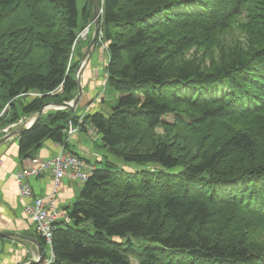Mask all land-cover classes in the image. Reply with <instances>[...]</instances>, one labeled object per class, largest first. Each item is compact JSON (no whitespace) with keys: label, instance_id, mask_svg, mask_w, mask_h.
I'll list each match as a JSON object with an SVG mask.
<instances>
[{"label":"trees","instance_id":"16d2710c","mask_svg":"<svg viewBox=\"0 0 264 264\" xmlns=\"http://www.w3.org/2000/svg\"><path fill=\"white\" fill-rule=\"evenodd\" d=\"M100 3L119 101L81 129L96 127L127 165L163 169L96 167L53 232L52 264H264V0ZM83 16L77 0H0V131L75 98L71 47L93 0ZM78 117L45 112L19 135V158L34 161L47 139L67 144Z\"/></svg>","mask_w":264,"mask_h":264},{"label":"crops","instance_id":"0c3cea01","mask_svg":"<svg viewBox=\"0 0 264 264\" xmlns=\"http://www.w3.org/2000/svg\"><path fill=\"white\" fill-rule=\"evenodd\" d=\"M94 29L95 27L93 25L90 29V36L94 34ZM99 54V59L90 62L92 59L91 57L84 67L85 69L82 70L83 86L87 87V85L90 84L93 86V92H88L87 94L89 102L86 104L89 109L94 108L97 101L95 97H98L100 87L106 83L107 78L109 56L104 53ZM102 70L105 71L104 75L102 74ZM93 94L94 97L92 96ZM102 101L105 100L103 99ZM32 117H34V115L24 117L25 120L23 119V121H30ZM95 128L96 127L88 123L85 129L78 131L70 138L67 137V144L65 145L47 139L34 161H22L19 158V136L0 144V154L4 158V164L0 166V230L13 231L23 235V237L0 236V264H24L26 262L36 261L39 258V247L35 242L30 240V238L39 239V237H37L38 234L34 229L32 220L26 215L24 210L25 202L31 201L32 199H24L20 194L18 182L16 180V173L18 171L34 165L36 159H45L56 155L63 146L66 150L89 160L95 168L102 167L99 164H104L106 161H111L124 168L130 167L129 165H125V162L120 158L113 161V158H111L113 157V155H111L113 153L102 143L101 135L98 130L97 133L99 137L94 134ZM97 154L102 156V158ZM29 184L35 196H47L53 188L52 173L46 172L40 177L32 178ZM81 188L82 185L76 183L72 178L66 177L62 184L61 192L57 196L56 204L59 210L63 213H67L66 209L72 206L77 200ZM61 225L63 224L61 223ZM43 247L45 248V244H43Z\"/></svg>","mask_w":264,"mask_h":264},{"label":"built area","instance_id":"2783aa9c","mask_svg":"<svg viewBox=\"0 0 264 264\" xmlns=\"http://www.w3.org/2000/svg\"><path fill=\"white\" fill-rule=\"evenodd\" d=\"M104 0H102L103 2ZM88 31H90V25H88L83 31H81L72 47H71V58L75 54L78 45L82 39H86L88 36ZM86 32V35L84 33ZM99 37L102 40L103 38V30L100 29ZM107 80V78H106ZM63 88V87H62ZM23 95L27 98H34L40 96L41 94L35 93L33 91L23 93ZM7 107L5 108V110ZM84 121V115L78 117V122L74 119H70L67 122V126L65 128V132L68 137H72L78 131L82 130V123ZM18 124H14L8 126L4 130V133H9L12 128H15ZM97 137L99 134L97 133V129L95 128V132ZM100 158L99 154H97ZM4 164V158L0 154V166ZM95 167L94 165L85 158L68 151L64 148H61L60 152L56 155L45 158V159H36L35 164L25 169H22L16 173V180L19 186V192L24 199H32L31 201L25 202V213L32 220L34 229L38 235L43 236L45 240V248H44V259H37L36 263L32 264H52L55 260V254L53 250V242L52 236L54 230L57 228V225L60 222H70V218L67 213H63L57 207V196L61 192V187L66 179V177L72 178L79 185H84L85 182L92 175ZM46 172H51L53 176V188L47 196H35L31 185L29 184L30 179L35 177H40ZM25 264H29L28 262Z\"/></svg>","mask_w":264,"mask_h":264},{"label":"rangeland","instance_id":"374dc122","mask_svg":"<svg viewBox=\"0 0 264 264\" xmlns=\"http://www.w3.org/2000/svg\"><path fill=\"white\" fill-rule=\"evenodd\" d=\"M89 2H90V0H77L79 12H80V23L81 24L84 23L83 9L86 6V4H88ZM93 13H94V7H93ZM88 25H90V29H91V27H93V19L92 18H89L86 25L83 26V28H81L78 31L77 35L81 31H83ZM88 34H89V36H87L86 39H82L80 41V44L78 45L77 50H76L75 54L73 55V58H71V54H70V59H69V64H68V70L69 71H70V67H72V65L80 63L79 61L82 59L86 48L89 46V44H90L89 40H90L91 36H90V33H88ZM241 37H242L241 34L238 31H235L233 34H230L227 36V41L231 42L232 40L239 39ZM104 51H106V52H104ZM99 53H104L105 55L109 56L108 52H107L106 42L104 40V31H103V38L98 43L96 50L93 52L92 59L90 62H92V60L95 61L96 59H99L100 58ZM75 70H77V68ZM102 74L103 75L105 74L104 70H102ZM73 75H76L75 72H73ZM82 89H83V91H82V95H81V101H80L79 105L77 106V109L74 111L75 114H77L79 116H81V115L85 116V115H88L89 113L95 112L97 110H102L103 113H105L107 116H109L112 113L113 108L116 107L118 104V101H119L118 93L113 88H111L110 86H106V83H105L100 87L98 97L97 98L95 97V99L97 101L95 103L94 108L89 109L88 105L86 104L89 102V100L87 99L88 98L87 94H88V92L89 93L93 92V86H92V84H90V85H87V87H85V86L82 87ZM62 93H63V88L61 86L57 90L51 92V95L62 94ZM94 94L92 95L93 97H94ZM103 99L105 101H102ZM7 109H8V106H7ZM51 109H57V108L52 107ZM26 117H28V116H26ZM23 119L20 121H23ZM175 120H176V116L174 114H169L163 118V121L165 123H174ZM9 126H11V125H9ZM7 127H5V128H7ZM5 128L1 129L0 134L4 133L2 130H4ZM162 131H163V128L159 127L158 132H162ZM111 155H113V157H111V158H113V161H116L115 159H117L118 157L115 154H111ZM99 165L103 166L104 164L100 163ZM125 165H127V164H125ZM128 165L130 166L129 167L130 169L129 168H126V169L134 170V171H137V170L141 171L143 169H149V170L163 169L161 166L154 164V163H147V164L130 163ZM105 166H106V164L104 165V167ZM116 166L123 168L121 165H118V164H116ZM179 170H180V167L174 169L173 171H179ZM44 240H46V239H44ZM132 242H133L134 247L136 249L144 248L148 244L146 241L142 240L141 238H137V237H132ZM132 262H133V264H136L137 260L135 258H133Z\"/></svg>","mask_w":264,"mask_h":264},{"label":"water","instance_id":"95a60500","mask_svg":"<svg viewBox=\"0 0 264 264\" xmlns=\"http://www.w3.org/2000/svg\"><path fill=\"white\" fill-rule=\"evenodd\" d=\"M93 7H94V13H93V20L95 24V29H94V36L89 44V46L86 49L85 54L83 55V60H82V68L81 71L84 70L86 64L89 62L91 59L93 52L95 51L96 48V41L98 39V34H99V29H100V21H101V6H100V0H93ZM80 71V72H81ZM82 75L83 73H80L79 76L77 77V83H78V93L75 96L74 99L71 101H63V102H52V103H46L43 105V107L38 111L36 115H34V119L29 123V121H23L12 129L9 133L4 134L3 136L0 137V144L5 143L9 141L12 138H15L22 134L27 129H30L33 127V125L39 120V118L48 110L47 108H57V109H64V108H69L73 111L77 109V106L79 105L81 101V95H82ZM0 236H5V237H23V235H20L16 232L13 231H3L0 230ZM33 242H35L38 247H39V258L42 260L45 256L44 253V247L43 243L40 239L37 238H30ZM36 261H30L28 262L29 264L36 263ZM27 263V262H26ZM25 264V263H24Z\"/></svg>","mask_w":264,"mask_h":264},{"label":"bare ground","instance_id":"6f19581e","mask_svg":"<svg viewBox=\"0 0 264 264\" xmlns=\"http://www.w3.org/2000/svg\"><path fill=\"white\" fill-rule=\"evenodd\" d=\"M100 6H101V3H100ZM103 17V8H102V6H101V18ZM100 18V19H101ZM93 25H94V27H95V24H94V20H93ZM100 29H102V27H101V21H100ZM100 29H99V32H100ZM88 33H90V31H88ZM87 33V34H88ZM84 35H86V32L84 33ZM88 36H89V34H88ZM93 36H94V34L91 36V38H90V42H91V40H92V38H93ZM98 39L99 40H101L100 39V37H99V34H98ZM97 39V40H98ZM96 44H97V41H96ZM87 49V48H86ZM85 52H86V50H85ZM85 54V53H84ZM82 60H83V57H82V59L79 61L80 63H79V66L77 67V70H76V76L78 77L79 76V74L80 73H82V71H81V68H82ZM68 70V69H67ZM81 71V72H80ZM51 109V107L50 108H48V110H50ZM33 118L34 117H32L31 119H30V121H29V123L33 120ZM41 236V235H40ZM41 237H43V236H41ZM44 238V237H43ZM45 239V238H44ZM44 259V258H43ZM42 259V260H43ZM54 262V261H53Z\"/></svg>","mask_w":264,"mask_h":264},{"label":"clouds","instance_id":"9594fccd","mask_svg":"<svg viewBox=\"0 0 264 264\" xmlns=\"http://www.w3.org/2000/svg\"><path fill=\"white\" fill-rule=\"evenodd\" d=\"M95 49H96V48H95ZM21 122H23V121H21ZM21 122H20V123H21ZM20 123H18V125H20ZM13 125H14V124H13ZM18 125H17V126H18ZM17 126H16V127H17ZM12 129H14V128H12ZM12 129H11V130H12Z\"/></svg>","mask_w":264,"mask_h":264}]
</instances>
